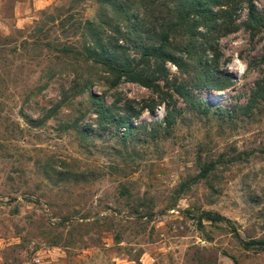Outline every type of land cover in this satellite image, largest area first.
Returning a JSON list of instances; mask_svg holds the SVG:
<instances>
[{
    "label": "rangeland",
    "instance_id": "374dc122",
    "mask_svg": "<svg viewBox=\"0 0 264 264\" xmlns=\"http://www.w3.org/2000/svg\"><path fill=\"white\" fill-rule=\"evenodd\" d=\"M222 1L191 42L190 23L170 30L179 0L117 1L145 17L142 39L99 0H0V264H264L234 233L264 241V0ZM167 31L184 66L143 63L159 88L114 86L84 52L118 38V60L138 64L135 43ZM229 50L248 66L242 83L221 70ZM103 110L132 132L103 126Z\"/></svg>",
    "mask_w": 264,
    "mask_h": 264
},
{
    "label": "trees",
    "instance_id": "16d2710c",
    "mask_svg": "<svg viewBox=\"0 0 264 264\" xmlns=\"http://www.w3.org/2000/svg\"><path fill=\"white\" fill-rule=\"evenodd\" d=\"M101 4H110L115 9L126 12V15L128 17V21L132 23L133 29L135 31H139L137 33V38L142 39L143 33V26L145 23V17L143 19L139 17L138 15H135L131 13L127 9L123 8L122 5L117 2L118 0H99ZM180 4V19L176 23L172 25L170 30L178 27L180 28L185 25H188L190 23L191 29L189 28V31L191 33V42H193L196 38L194 32L197 30V25L199 24V21H203L202 23L208 21L210 19V14L212 13V9L210 6H221L224 4L222 0H179ZM250 21L253 22H261L259 18L256 17L254 13V7L251 4L250 5ZM188 22V23H186ZM117 34H121L120 31H117ZM172 33L170 31L167 32H160L159 34V40L158 45H151L147 46L144 44H141V42L135 43L134 49L140 51H143L142 58L138 61H125L121 62L116 57V51L119 52V49L126 50V47L119 44L120 39L116 38L114 41H110L108 45L103 44V39L101 36H97L96 38H93V46H88L84 49V52H86L87 60L92 59L95 63L101 64L105 67H107L108 72L111 76L115 77L116 81L113 82L112 85L119 84L123 78H126L127 80H130L131 82L139 83L145 87L148 88H159L160 86L155 83V80H157V76H155V73L150 70H146V67L143 65V63H146L147 65L151 62H162L163 65L166 62H172L179 68H183L184 63L179 59L171 56L169 52L170 48V36ZM155 37V36H154ZM152 37V39L154 38ZM192 45H189L187 48V51L191 53ZM114 58L116 60H114ZM142 61V62H141ZM262 61L264 62V55L262 58ZM164 66H162V71L164 70ZM162 73V72H159ZM206 75H199L200 80L204 82H209V77L214 75V71L211 68H208L207 71H205ZM160 80V78L158 79ZM228 83H214V87L218 88L219 90H222L223 88L228 87L230 80L227 81ZM221 84V85H220ZM176 92L188 103L189 101L195 103L197 102V99L193 96V94L189 91V89L186 88V86H179L176 88ZM99 98H96V102ZM200 102V101H199ZM200 107H202L200 103ZM198 107V109L200 108ZM204 114H210V109L205 107ZM101 120H103V126L107 127L110 125H115L118 127V129H125V132L129 131V134L132 132V124L130 121L125 119L124 117H115L113 114H109L106 110H103L99 114ZM167 127L171 125L170 121V115H167L166 117ZM211 166L205 167L203 171V175L206 174L210 170ZM207 222L211 223H226L231 224V220L226 218L225 216H222L218 213H211L207 212L202 215V219ZM234 233L236 234L237 238L244 244L246 248L251 247H257V249L264 251V241H251V242H245L241 239L240 235L237 233L236 230H234ZM238 264L237 262H235Z\"/></svg>",
    "mask_w": 264,
    "mask_h": 264
},
{
    "label": "clouds",
    "instance_id": "9594fccd",
    "mask_svg": "<svg viewBox=\"0 0 264 264\" xmlns=\"http://www.w3.org/2000/svg\"><path fill=\"white\" fill-rule=\"evenodd\" d=\"M198 31H204V29L201 27L198 29ZM233 34H230V36ZM229 39V37H221L218 41V44L223 46L225 44V41ZM241 44V41L236 40L232 42V45H230V48L238 47ZM227 56H230V62H228L226 65H223L221 70L222 71H228L233 74H235L236 79H234L237 83H242V78L245 76L246 72H248V66L247 64L239 58L238 53H233L231 50L226 52ZM252 75H255V71L253 70Z\"/></svg>",
    "mask_w": 264,
    "mask_h": 264
}]
</instances>
